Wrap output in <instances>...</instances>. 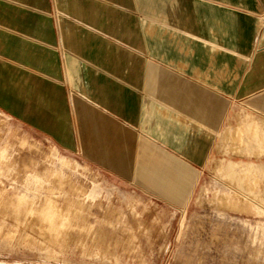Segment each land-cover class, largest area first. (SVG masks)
Here are the masks:
<instances>
[{
  "label": "crops",
  "instance_id": "crops-1",
  "mask_svg": "<svg viewBox=\"0 0 264 264\" xmlns=\"http://www.w3.org/2000/svg\"><path fill=\"white\" fill-rule=\"evenodd\" d=\"M0 107L105 168L154 167L147 145L196 168L264 116V0H0Z\"/></svg>",
  "mask_w": 264,
  "mask_h": 264
},
{
  "label": "rangeland",
  "instance_id": "rangeland-1",
  "mask_svg": "<svg viewBox=\"0 0 264 264\" xmlns=\"http://www.w3.org/2000/svg\"><path fill=\"white\" fill-rule=\"evenodd\" d=\"M233 125L196 168L147 145L155 161L133 164L154 167L117 170L0 107V264H264V116Z\"/></svg>",
  "mask_w": 264,
  "mask_h": 264
},
{
  "label": "bare ground",
  "instance_id": "bare-ground-1",
  "mask_svg": "<svg viewBox=\"0 0 264 264\" xmlns=\"http://www.w3.org/2000/svg\"><path fill=\"white\" fill-rule=\"evenodd\" d=\"M229 135V134H228ZM232 135V134H231ZM234 135V134H233ZM225 207V206H224Z\"/></svg>",
  "mask_w": 264,
  "mask_h": 264
}]
</instances>
